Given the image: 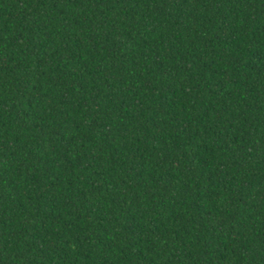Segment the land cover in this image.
<instances>
[{
    "label": "trees",
    "instance_id": "trees-1",
    "mask_svg": "<svg viewBox=\"0 0 264 264\" xmlns=\"http://www.w3.org/2000/svg\"><path fill=\"white\" fill-rule=\"evenodd\" d=\"M0 264H264V0H0Z\"/></svg>",
    "mask_w": 264,
    "mask_h": 264
}]
</instances>
